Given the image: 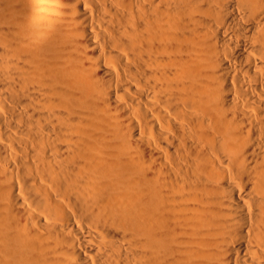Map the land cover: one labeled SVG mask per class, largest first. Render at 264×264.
<instances>
[{
	"label": "bare ground",
	"instance_id": "6f19581e",
	"mask_svg": "<svg viewBox=\"0 0 264 264\" xmlns=\"http://www.w3.org/2000/svg\"><path fill=\"white\" fill-rule=\"evenodd\" d=\"M0 264H264V0H0Z\"/></svg>",
	"mask_w": 264,
	"mask_h": 264
}]
</instances>
